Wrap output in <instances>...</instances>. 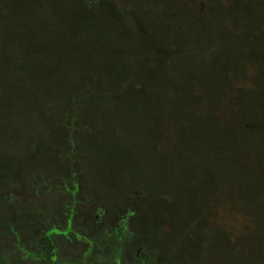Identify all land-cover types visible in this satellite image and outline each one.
<instances>
[{
  "label": "trees",
  "instance_id": "obj_1",
  "mask_svg": "<svg viewBox=\"0 0 264 264\" xmlns=\"http://www.w3.org/2000/svg\"><path fill=\"white\" fill-rule=\"evenodd\" d=\"M96 1L84 3L82 27L73 31L77 50H87L90 39L91 57L74 54L69 58L74 69L63 67L64 80L74 91L54 126L45 127L30 109L18 115L13 105L18 91L29 81L43 84L46 70L54 66L29 54L27 62L19 63L22 55L6 54L15 38L0 37V236L6 240H0V262L13 256L6 252L13 247L10 242H17L33 244L34 264H59L64 248L74 251L82 244L111 264H264L250 260L262 255L264 241V228L255 229L251 215L236 209L242 217L234 227L239 236L225 237L220 228L216 234L221 238L208 245L215 232L212 213H205L212 205L217 211L226 204L228 192L225 183L217 190L215 174L206 168L212 163L222 174L231 168L239 177L264 184V6L251 17L247 9L227 11L234 0H186L200 20L215 19L202 24L203 35L196 40L162 44L144 21V8L138 11L125 0ZM158 4L155 10L163 11L164 4ZM105 13L111 30L103 28ZM175 37L184 40L180 33ZM119 39L134 43L127 46H135L141 57L120 53ZM60 48L56 45L54 57ZM218 48L224 51L221 60L203 62V85L194 83L192 72L189 78L181 76L185 95L197 103L194 109H161L158 114L168 122L139 123L137 97L168 70V56L191 49L210 54ZM98 50L103 54L94 55ZM97 56L105 61L101 68ZM58 103L64 106L65 99ZM27 122L37 127L19 136L15 124ZM6 131L12 134L7 143L2 137ZM120 131L130 135L124 144L116 140ZM95 133L104 143L87 142ZM200 143L216 147L215 155L193 153ZM85 146L89 148L83 150ZM137 146L150 148L151 159L140 164ZM217 157L218 163H207ZM90 176L97 190L87 184ZM219 199L223 201L214 205ZM227 201L233 206L232 196Z\"/></svg>",
  "mask_w": 264,
  "mask_h": 264
},
{
  "label": "rangeland",
  "instance_id": "obj_2",
  "mask_svg": "<svg viewBox=\"0 0 264 264\" xmlns=\"http://www.w3.org/2000/svg\"><path fill=\"white\" fill-rule=\"evenodd\" d=\"M125 1H127V3L136 4L138 11L141 7L147 10L148 16L144 17V21L148 23L150 28L157 32V34H154V37L162 44H180L185 41L196 40L198 36L203 35L202 24L215 19L209 17L206 20H200L201 18L193 14L192 9L185 4L187 3L186 0ZM84 3L87 2L84 0H0V37L5 38L6 36L9 41L11 37H14L16 40L15 45L12 43L7 45L6 54L11 55L16 53L22 55L19 56V63H25L29 60V57L33 56L37 59L38 63L48 65L50 60L54 66L46 70L43 84L40 85L36 82L29 81L30 84L14 95L15 98L13 101L14 107L19 110L18 115H25L30 109L42 119L47 128L50 125L54 126L57 117L63 116V112L66 110L65 105L69 104L71 94L74 91V88L69 87L73 84L67 83L64 80V72L66 70L63 67H67L71 70L74 69L73 65L69 63V58L74 54L81 53L83 56L91 57L89 55L90 39H88L87 50L82 48L77 50L73 47L75 38L73 37V31L82 27L80 20L84 19L83 15H86ZM95 3H97L96 0H89L87 5L91 6ZM117 3H122V0ZM158 3L164 4L165 8L163 11L159 12L155 10V7L159 5ZM244 3L247 4L241 3L240 0H234L232 6L228 7L226 10L232 14L237 10L247 9L252 17V14L256 11V7L264 6V0H244ZM142 13L144 12L141 11V16L143 15ZM260 26H262V23H260ZM103 28L106 30L112 29L108 13L104 14ZM85 32L87 36L90 37L86 29ZM176 33L182 34L184 40L177 39L175 37ZM108 35L113 38L110 33ZM260 37L264 39V26L262 27ZM48 41H50L51 44ZM116 43L120 53L125 52L126 55L136 59L141 57V53L136 50L135 46H127L130 43L126 39H119ZM56 45H62V48L63 46H69L66 49L63 48V50L60 48V53L57 54V57H54L52 53L56 50ZM193 46H195V44H193ZM231 51H234V49L232 48ZM93 53L94 55L103 54L101 50L94 51ZM222 53H224V51L219 48L210 54H198L196 49H191L181 50L176 54L168 56L171 59L168 70L158 76L156 81L148 88L146 94L137 97V107L141 111V113L138 114L139 123L144 124L148 120L156 118L168 122L166 116L158 114L161 109L184 110L189 107L190 110L194 109L197 103L194 97L185 95L186 85L182 79L185 78V76L188 77L192 72L194 74V83L199 86L203 85L205 80L202 72L203 62L211 61L216 57L218 60H221L220 55ZM27 54H29V57H25ZM96 60V66L101 68L105 65L103 58L97 56ZM61 62L64 66H61ZM21 75L24 76V79L28 80L24 72L20 73V76ZM164 82L169 84L165 86ZM11 83L18 89L17 83ZM197 88L202 91L200 87ZM60 97L65 99L64 106L58 103ZM127 102H130V100ZM1 127L4 128L3 126ZM15 127L17 129L16 133L21 136L37 126L27 122L24 124H15ZM2 137L3 140H6V143L12 140V134L9 131H6ZM129 137V134L120 131L116 135V140L118 143L124 144L128 141ZM103 140L102 136H97V133H95L89 136L87 142L90 145H97V143L103 142ZM10 146L11 145H9L8 148H10ZM88 148L89 146H85L83 150ZM137 148L138 150L135 157L140 164L151 159L150 148H148L147 151L139 146H137ZM215 148L211 144L200 143L197 144L192 151L197 154L203 152L199 155L202 157H212L215 155ZM218 159V157L215 160L211 159L207 163H218ZM82 166L87 168L90 174L92 173L93 170L91 167ZM206 168L214 172L218 185L217 190L225 183L228 191L225 195L226 204H219L223 201L219 199L213 203L214 205L219 204L217 211H215L213 205L212 210H205L207 214L212 213V215H209L211 218L210 225L215 232L214 241L210 243L209 240L208 245H212L217 239L221 238L216 234V231L220 228L223 229L220 234H225V237L228 235L231 237L235 235L239 236V234H236V229H234V227L238 222L242 221V217L240 213L236 212V209H242L251 215L252 218L249 222L255 229L264 228V184L256 179L248 177V175L239 177L240 175L231 168H227V173L222 174L224 171H221V168L218 169L216 163H212ZM87 184L90 189H98V185L91 176L87 177ZM217 194L219 195V193ZM229 196L233 197V206L228 204L227 200ZM24 202L26 201L24 200ZM201 204L202 201H199L194 207L198 208ZM231 212L233 215L230 217ZM236 219L238 220L235 223ZM262 232H264V229ZM4 237V235L0 236V240L6 243ZM260 243L262 255L260 257H251L250 260L252 262L264 263V241H260ZM10 245L13 247L11 250H8L9 252L7 251L6 254L13 256L6 259L7 263L0 262V264L35 263L33 258L30 257L33 251L32 243H27L26 247L20 246L17 242H10ZM82 245L84 246L77 249L75 248L76 250L74 251L64 248V252L62 253L63 257H60L58 263L111 264L107 259L97 255L91 245L87 246V248L85 244ZM17 248H20L21 251L16 252ZM126 255H128V251ZM208 255L210 256L212 254L208 251Z\"/></svg>",
  "mask_w": 264,
  "mask_h": 264
},
{
  "label": "flooded vegetation",
  "instance_id": "obj_3",
  "mask_svg": "<svg viewBox=\"0 0 264 264\" xmlns=\"http://www.w3.org/2000/svg\"><path fill=\"white\" fill-rule=\"evenodd\" d=\"M117 264H119V263H117Z\"/></svg>",
  "mask_w": 264,
  "mask_h": 264
}]
</instances>
